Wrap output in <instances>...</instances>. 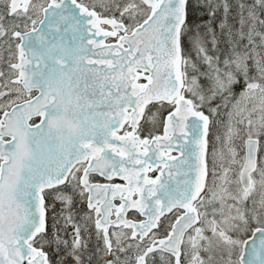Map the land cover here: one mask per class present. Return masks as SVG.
<instances>
[{"label":"snow or ice","instance_id":"6c2138e0","mask_svg":"<svg viewBox=\"0 0 264 264\" xmlns=\"http://www.w3.org/2000/svg\"><path fill=\"white\" fill-rule=\"evenodd\" d=\"M0 264H264V0H0Z\"/></svg>","mask_w":264,"mask_h":264}]
</instances>
